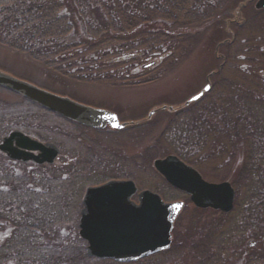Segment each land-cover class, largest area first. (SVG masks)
<instances>
[{
  "label": "rangeland",
  "instance_id": "rangeland-1",
  "mask_svg": "<svg viewBox=\"0 0 264 264\" xmlns=\"http://www.w3.org/2000/svg\"><path fill=\"white\" fill-rule=\"evenodd\" d=\"M237 2L204 0L201 8L205 10L198 9L200 15H195L196 20L170 28L169 42L162 52L145 54L142 49L128 52L120 47L109 52L110 49L101 47L98 59L79 60L65 74L0 43V70L78 102L112 110L121 120L135 121L120 130L93 129L49 112L0 86V140L11 129L18 128L32 137L53 142L60 149L53 164L41 168L28 162L21 164V173L52 177L50 182L58 188L55 193L67 203V217L57 222V226H64L68 233L67 251L75 264H116L109 259L84 257L86 241L78 234L85 188L111 178H130L139 190L151 189L167 201H185L174 219L169 248L144 257L139 264H197L205 259L211 242L217 241H223L226 248L222 263L243 264L240 257L243 251L239 247L233 249L236 245L231 237L239 235V239L240 235H246L247 243L252 235L264 230V221L240 231L244 226L239 213L251 194L245 182L235 178L247 151L243 143H235L229 136L216 138L211 130L215 121L212 112L232 109L235 105L232 98L242 104L245 101L257 105L264 113V14L249 11L244 25L232 23L229 19L237 15L234 10ZM72 19L75 26L65 43L72 49L68 48L65 64L88 53L81 37L83 23L74 11ZM92 71L98 75L91 77ZM212 71L215 73L211 74ZM209 74V91L180 110V104L198 92ZM228 100L232 102L230 105L226 104ZM163 105H173L180 111L159 109L148 117L152 108ZM194 115L204 123L202 131L207 137L201 147L190 148V144L187 150L184 148L185 152H178L180 143L172 146L169 139L174 136H167V128L188 124L192 129ZM179 133L185 134L191 143L196 137L194 130ZM167 154L178 155L206 180H229L235 188L233 209L225 213L199 208L184 192L169 186L153 165L154 158ZM132 198L135 200L136 194ZM258 243L257 240L254 246L261 256L258 264H264V246Z\"/></svg>",
  "mask_w": 264,
  "mask_h": 264
},
{
  "label": "trees",
  "instance_id": "trees-1",
  "mask_svg": "<svg viewBox=\"0 0 264 264\" xmlns=\"http://www.w3.org/2000/svg\"><path fill=\"white\" fill-rule=\"evenodd\" d=\"M203 1L0 0V43L24 52L27 56L43 62L46 67L59 69L65 74L70 69V65L79 60L98 59L97 54L101 47L110 49L109 52H113L116 47L124 48L128 52L142 49L145 54L162 52L163 46L169 42L170 28L183 27L196 20L197 16L195 15H200L198 9H202ZM73 11L77 13L83 23V36L81 37L87 45L88 53L85 56L79 55L78 58H71L70 63L66 62L67 64H65L64 61L69 56V49H72L65 43L75 26V21L72 19ZM107 52L105 51V53ZM89 74L91 77L98 75L93 71ZM231 100L233 104L235 103L232 109L212 112L215 121H212L211 130L215 131L216 138L221 139V136H229L227 138H231L235 143L240 142L245 145L247 153H245L243 166L238 170L235 181L237 179L244 181V185L251 194V197L244 203L245 209L243 208L244 210L239 213L242 215L241 221H244L246 230L255 227L259 221H264L262 219L264 217V113L263 109L258 108L257 105H251L245 101V104H242L235 101L234 98ZM231 103L229 100L226 102L227 105ZM194 117L195 125H192V129L188 124L185 127L173 124L167 128L168 131L165 130L167 136H174L169 139L173 147L177 145V142L180 143L178 152H185L184 148L187 150V145L190 144V148L201 147L202 141L207 137L206 133L202 131L204 123L198 121L200 119H196L195 115ZM192 130L196 135L192 143L185 134L179 133ZM55 175L56 171L54 170L53 181L56 178ZM31 176L29 172L23 173L19 183H51L45 179L37 181L30 179ZM56 189L58 188H54L53 191V199L58 198L64 201V198L57 196ZM23 238L25 242L29 243L31 241L35 243L40 239L44 240L41 235H23ZM209 240L211 241V239ZM37 247L42 248L41 244ZM52 247L53 252L36 254L37 264H41L39 260L42 258L47 260L43 264H75L69 250H58L60 245L55 242L52 243ZM218 247V244L211 242L205 259L197 264H217L213 249ZM222 251L219 249V253ZM162 252L159 251L155 254ZM82 255L90 257L85 252ZM27 257H32V255ZM109 260L116 264H139L144 260V257L127 261V263Z\"/></svg>",
  "mask_w": 264,
  "mask_h": 264
},
{
  "label": "water",
  "instance_id": "water-1",
  "mask_svg": "<svg viewBox=\"0 0 264 264\" xmlns=\"http://www.w3.org/2000/svg\"><path fill=\"white\" fill-rule=\"evenodd\" d=\"M263 5L264 1L259 0L257 6ZM0 85L86 126L102 129L127 125L126 121L118 119L114 111L78 102L2 70ZM208 88L207 83L184 101V105L199 98ZM155 110L152 109L148 115ZM0 149L11 158L38 163H52L59 153L55 143L41 142L18 129L3 137ZM153 163L168 183L189 193L190 200L197 207H212L222 211L232 209L234 188L228 180L208 181L174 154L156 158ZM136 192L137 186L132 179L113 178L86 187L78 232L88 241L89 255L132 260L169 246L173 220L184 201H165L157 192L145 188L137 192L136 202L131 198Z\"/></svg>",
  "mask_w": 264,
  "mask_h": 264
},
{
  "label": "flooded vegetation",
  "instance_id": "flooded-vegetation-1",
  "mask_svg": "<svg viewBox=\"0 0 264 264\" xmlns=\"http://www.w3.org/2000/svg\"><path fill=\"white\" fill-rule=\"evenodd\" d=\"M258 1L239 0L235 6V9L238 7L239 10L238 17L236 15L235 18L229 19L230 22L241 26L246 22L245 16L249 14V11L254 15L264 14V5L258 7ZM213 73L215 71L211 72V74ZM207 77V83H209L210 88L211 84L208 81L210 74ZM28 162L41 168H43V165H51L11 158L5 151L0 149V264H37L36 254L53 252V242L60 245L58 250L64 249L66 251L68 249L66 247L68 245L66 237L68 233L63 230L64 226L59 227L62 230L57 231L59 229L57 222H61L67 217V203L58 198L56 200L53 199V191L57 186L52 183H19L23 174L21 173V164ZM47 173H50V170ZM30 174L32 175V173ZM30 179L50 181L52 177L49 175L37 178L32 175ZM55 221L56 223L54 224ZM242 224L244 227L240 231L243 232L245 228L244 221H242ZM263 232L264 230L256 232L247 243L246 235H240L239 239L237 238L239 235L231 237L233 244L236 245L233 246V249L239 247L243 251L240 256L243 264H258V259H261V256L255 251L254 246L257 244V240L260 242L258 243L260 246H264ZM23 235H41L44 240L40 239L41 241L39 240L35 243L31 241L29 243L24 241ZM222 242H212L219 246L213 249L215 251L213 255L218 261L217 264H224L222 261H225L226 258V248L222 246ZM40 244L42 248L37 247ZM219 249L223 250L222 253H219ZM29 255H32V257H27ZM39 261L41 264L47 262L45 258Z\"/></svg>",
  "mask_w": 264,
  "mask_h": 264
},
{
  "label": "bare ground",
  "instance_id": "bare-ground-1",
  "mask_svg": "<svg viewBox=\"0 0 264 264\" xmlns=\"http://www.w3.org/2000/svg\"><path fill=\"white\" fill-rule=\"evenodd\" d=\"M235 10V13H237L239 10H238V8L237 9H234Z\"/></svg>",
  "mask_w": 264,
  "mask_h": 264
}]
</instances>
